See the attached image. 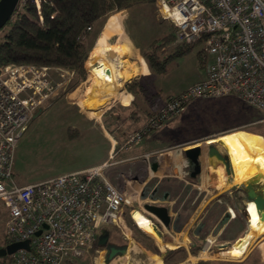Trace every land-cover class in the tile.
Wrapping results in <instances>:
<instances>
[{
  "label": "built area",
  "instance_id": "obj_1",
  "mask_svg": "<svg viewBox=\"0 0 264 264\" xmlns=\"http://www.w3.org/2000/svg\"><path fill=\"white\" fill-rule=\"evenodd\" d=\"M155 5L176 39L200 44L209 62L201 80L170 96L125 144L138 142L197 98L231 95L264 112V0H156ZM72 74L46 65L0 68V240L27 241L29 247L0 264H70L93 247L98 229L123 223L127 200L104 178L107 162L22 186L11 178L14 148L28 122L65 89ZM211 243L205 239L199 252Z\"/></svg>",
  "mask_w": 264,
  "mask_h": 264
},
{
  "label": "rangeland",
  "instance_id": "obj_2",
  "mask_svg": "<svg viewBox=\"0 0 264 264\" xmlns=\"http://www.w3.org/2000/svg\"><path fill=\"white\" fill-rule=\"evenodd\" d=\"M114 14L117 15V22L120 29L118 34L112 33L117 27L113 18L108 21L106 28L103 30L106 19L110 15ZM110 15L102 21L99 30L96 32L92 48L87 55L88 57L92 51L89 71L85 68V75L83 78L84 82L81 81L72 88L70 85L74 80L71 78V80L65 84V90L63 92H59L49 102L38 109L36 112L37 115L30 122H28L25 131L19 138L17 147L12 156L11 177L17 183L20 184L23 182L41 181L54 175L56 176L60 173L62 174L63 172L69 171L77 165L98 156L100 154V150L104 147V139L102 138L101 133H99V130L95 127H90L88 130H80L87 128V126H89L95 119L100 120L103 111L109 103H112V100L114 105L117 102L115 101L116 97L112 98L114 96L113 95L110 99L106 100L102 107L98 109L97 117L95 115L90 116V113L93 110L89 109L88 102H93L95 99L94 95L97 93L95 62L97 60H100L101 63L102 61H105L102 65H99L101 68L106 65L103 70L109 67L111 68L112 65L115 64L120 78L115 79L114 75L109 73L104 77V79L108 80L109 78H113L118 81L116 94H120L124 92V86L128 81L135 78L138 74L141 75V71L138 70L137 67V63L139 62L135 60V56L137 55L140 57L141 49L145 48L146 45L153 40V38H159L162 34L171 33L173 30L172 24L157 10L155 1L152 5H141L129 10L114 12ZM117 39L118 44L119 41L123 39L127 42L130 48L127 60L132 67L137 69L135 74L131 77H129L131 73L128 75L122 70V66L127 65V63L121 65V62L118 59L119 55L117 56L116 54L114 44L117 43ZM175 42L176 44L180 43L177 39ZM132 51L135 52L133 53ZM171 51L172 50L169 49V47H165L160 56L165 57ZM110 53H112L114 57H109L108 54ZM134 60L135 63H133ZM208 62L209 57H207L206 61L202 57L201 45H192L182 54L168 60L165 63L164 73L157 76V78L155 76L148 81L149 88L152 92H159L161 95L170 94V96H175L178 92H182L187 87L203 78L205 73V64ZM87 73L88 75L86 77ZM121 78L124 79L122 80ZM80 85L81 88H85L88 93L87 96L81 97V101L77 104H70L72 109L80 111H73L71 113L68 108L69 103L79 96ZM179 114L180 115L174 116L178 122L177 124H173L174 126L172 129L176 133L180 130L182 135L187 137L192 136V139L194 140L188 144H196L194 146L201 149V160L204 159V161H206V165L208 162L210 163L208 169L206 168L207 166L205 168L209 174L216 170L218 180L220 176L219 173H222L221 175L225 181L228 176L225 174L219 161L214 160L211 156H206L207 144L200 142V140L205 139V142L217 141L214 143L216 145V149L222 153L225 150L219 142L225 144L232 151L244 144L246 141H249L257 148H264V112L231 95L219 96L215 98L193 99ZM78 126H80L79 133L81 132L78 138L75 140H67L65 129H69L68 132H70V130H73V128ZM70 127L72 129H70ZM245 131L253 134L248 136ZM113 132L115 135L124 133V130L121 126H119L118 128L113 129ZM204 135L206 137L200 140L197 138V136ZM90 150H95L96 153L92 155L93 152ZM213 168L216 169L214 170ZM227 184L228 182L223 183L221 179L218 182V186L224 185L226 188L233 185L227 186ZM133 210L130 212L128 211L127 213H122L121 219L123 223L121 225L107 226L108 229L106 230V233L108 234V240H114L116 244H119L125 242V237L132 236L131 229L126 222V217L130 216ZM135 210L140 212L143 216L151 218L150 214L144 212L142 206H139V208ZM136 218L149 231H155L150 222L145 221L144 217L138 216ZM157 227L158 230L162 231L159 226ZM1 230L2 220L0 221V232ZM248 231H250V234L247 232L246 240L248 239L249 245L246 248V252L241 257L240 255L234 256L236 254L234 252L240 248L245 249L243 245L244 243H247L246 240L240 243L239 249H233L230 252H222L220 254L214 253L219 249H212L214 247L211 243L209 245L210 249L204 253V256H200L199 252L203 247L197 251L196 255H194L197 259L195 262L198 260H211L214 264H239V262L244 259V255L249 250L250 245L256 241L260 242L264 240V220H259L257 223H253L251 225V229L248 228ZM153 239L155 240V238ZM161 241L158 243H161ZM2 244L3 239L0 240V246ZM102 250L104 249L95 250L93 246L85 253V255H83V257L72 261L70 264H88L92 262V260L99 254L98 252ZM182 254L183 252L180 255ZM185 257V255L182 256V258L177 260L176 264H191L190 262L194 261H186L184 259ZM251 259L256 262L258 261V255L254 250L247 255L246 262L245 260L243 261L247 264V261ZM2 260V257H0V261Z\"/></svg>",
  "mask_w": 264,
  "mask_h": 264
},
{
  "label": "crops",
  "instance_id": "obj_3",
  "mask_svg": "<svg viewBox=\"0 0 264 264\" xmlns=\"http://www.w3.org/2000/svg\"><path fill=\"white\" fill-rule=\"evenodd\" d=\"M112 18L117 25L112 33L118 34L120 29L116 14L110 15L106 19L103 30L106 28L108 21ZM116 42L114 48L117 56L119 55L118 59L121 65L127 63V65L122 66V70L125 74L127 73L129 75L131 73L129 76L131 77L135 74L137 69L132 67L127 60L130 48L123 39L119 41V44L118 39ZM135 60L139 62L137 63V67L138 70L141 71V75L138 74L136 77L147 78L148 69L143 60L137 55L135 56ZM135 60L133 63H135ZM103 62L105 61H102V63ZM95 63L97 93L94 95V101L88 102L89 109L93 110L90 116L95 115L97 117L98 109L113 95L112 98L116 97L115 101L117 103L114 105L112 100V103H109L103 111L100 120L95 119L87 128L80 130H88L90 127H95L99 130V133H101L104 139V147L100 150V154L63 173L82 171L89 167L107 162L108 166L104 170L103 175L110 184L123 192L127 200V203L123 205V213L130 212L134 209L130 215L132 221L141 229L145 230L151 238H155L156 241H154L159 246L158 249L160 251H164V248L173 249L182 247L186 254L184 259L186 261L194 260L190 262L194 264L197 259L195 258L196 256L189 253V248L196 244H200L202 248L205 245L203 242H205L207 238L212 241V246L214 247L212 249L227 248L232 244H234L233 249H239L240 243L246 240L247 232L250 234V231H248L247 212L245 211V215L242 211L243 204L245 203L240 191L242 183L232 185L229 188H226L224 185L218 186L220 179L223 183H226L229 181V176L225 181L221 175L222 173H219L220 176L218 180L216 168H213L215 171L209 174L207 169L210 163L208 162L206 165V161H204V159L201 160L200 148L196 162L198 173L194 178L189 177L184 150L194 147L188 144L194 139H192V136L187 137L182 135L180 130H178L177 133L174 132L172 129L174 126L173 124H177L178 122L175 117L165 122L157 129L151 130L142 136L138 142L125 144L127 136L145 122L148 113L159 110L166 102V97L170 94L161 95L159 92H152L148 84L146 86V95L139 91L136 92L134 95V103L130 104L133 97L126 90L120 94H116L118 81L115 79H119L120 75L117 72L115 64H113L111 68L109 67L103 70L106 65L101 68V66H99L102 65L100 60H97ZM109 73L113 74L115 79L109 78L105 80L104 77ZM121 79L123 80L124 78ZM79 92V96L69 103L68 108L71 113L78 110L72 109L70 104H77L81 101V97L87 96L88 93L85 88H81V85ZM107 113L109 114L106 115ZM36 115L37 113L34 114V117ZM119 126L123 128L124 133L114 135L113 129ZM79 128L80 126L73 128V132L71 131L70 134H68L67 129H65L67 140L77 139L81 133H79ZM70 129L72 128L70 127ZM204 137L206 136H197L199 140ZM202 140H200V142H205V139ZM17 143L14 150L17 147ZM208 145L209 144L206 145V156L214 158V156L208 153ZM90 151L93 152L92 155L96 153L95 150ZM214 160L216 159L214 158ZM14 182L16 185L22 186L39 181L23 182L20 184L16 181ZM146 203L163 206L167 209V214L170 217L168 228H165L152 215L151 218L148 219L135 210L139 208V206L143 207ZM229 210H231L233 216L230 215ZM144 212L146 211L144 210ZM236 212L240 216L235 220L234 217ZM138 216L144 217L146 222L150 220L151 223L155 225L156 231L160 232V236L157 237L156 231H149L144 227L142 223L137 220L136 217ZM156 225L159 226L162 231L158 230ZM107 229V226H102L98 229L96 237L101 235L108 236L106 233ZM159 241H161V243H158ZM246 241L247 243L243 245L245 249L240 248L236 250L234 256L240 255L241 257L246 252V248L249 245L248 239ZM106 243L118 246V249L124 250L123 253H116L109 260H106L105 247H102L104 250L98 252L99 254L88 264H162L157 254L147 250L132 236L125 237L124 243L116 244L114 240L108 239ZM252 250L256 251L258 255L257 264H264V240L260 242L256 241L250 245L243 260H246L247 255L250 254ZM202 253L203 252H201L200 255ZM214 253L220 254L222 252L216 251ZM252 261V259L247 261V264H252Z\"/></svg>",
  "mask_w": 264,
  "mask_h": 264
},
{
  "label": "trees",
  "instance_id": "obj_4",
  "mask_svg": "<svg viewBox=\"0 0 264 264\" xmlns=\"http://www.w3.org/2000/svg\"><path fill=\"white\" fill-rule=\"evenodd\" d=\"M154 1L156 0H22L10 19L0 28V68L7 64H33L68 69L73 73L72 80L74 81L70 85L73 88L74 85L83 81L85 68L89 71L92 51L88 57L87 55L92 48L96 32L102 21L111 13L141 5H152ZM175 41L176 36L173 28L171 33L153 38L145 48L141 49L140 57L149 72L147 78H132L125 84V90L133 97L130 104L134 103L136 92L139 91L146 95L148 81L164 73L165 63L168 60L182 54L191 46L182 43L176 44ZM165 47H169L172 51L167 56L161 57ZM87 75L88 73L86 77ZM169 97L170 95L166 97V100ZM158 111L148 113L145 122L136 130H140L146 125ZM245 133L248 136L253 134L247 131ZM239 216L236 212L235 220ZM147 218L149 219V217ZM126 222L131 229L133 238L147 250L157 254L162 264H176L177 260L186 255L182 247L160 251L154 239L136 225L130 216L126 217ZM147 222L151 221L147 220ZM151 224L155 229V225ZM96 242L97 239L93 244L95 250L102 249L97 246ZM4 245L3 241L2 246ZM200 248L201 245L196 244L189 248V253L196 255ZM182 252L183 254L180 255ZM5 258L6 256L2 257L3 260ZM194 264L214 263L211 260H198ZM239 264L245 263L241 261ZM252 264H257V262L252 261Z\"/></svg>",
  "mask_w": 264,
  "mask_h": 264
},
{
  "label": "water",
  "instance_id": "obj_5",
  "mask_svg": "<svg viewBox=\"0 0 264 264\" xmlns=\"http://www.w3.org/2000/svg\"><path fill=\"white\" fill-rule=\"evenodd\" d=\"M19 0H0V28L10 19L11 15L17 8ZM109 57H114L112 53L108 54ZM209 155L214 156L216 161H219L223 166L224 172L227 176L230 175V167L226 152L220 153L214 146H207ZM199 155L198 147H191L184 150V157L187 161L188 176L194 178L198 173L196 165L197 158ZM259 176L255 174L245 179L240 187V191L243 195L245 203L252 201L255 209L258 213L259 220H264V182L258 183ZM245 203L243 204L242 211L245 214ZM143 209L153 217H155L165 228L169 227L170 217L167 214V209L163 206H157L154 204L146 203L143 205ZM246 215V214H245ZM150 218V217H149ZM157 236H160V232H156ZM107 236L101 235L97 238V246L105 247L106 255L105 259L109 260L116 253H123V249H117L114 245L106 243ZM18 249L28 250V242H11L0 247V257H4L12 254Z\"/></svg>",
  "mask_w": 264,
  "mask_h": 264
},
{
  "label": "bare ground",
  "instance_id": "obj_6",
  "mask_svg": "<svg viewBox=\"0 0 264 264\" xmlns=\"http://www.w3.org/2000/svg\"><path fill=\"white\" fill-rule=\"evenodd\" d=\"M215 142L217 141H207L204 143L209 144ZM219 144L225 150L229 161L230 179L227 186L232 184L237 185L255 174L259 176L258 183L264 182V148H257L249 141H246L232 151L222 142H219ZM245 211L247 212L248 228L251 229V225L259 221L258 213L252 201L246 203ZM233 248L234 244L227 248L217 250V252H230ZM204 255L203 252L200 256Z\"/></svg>",
  "mask_w": 264,
  "mask_h": 264
},
{
  "label": "flooded vegetation",
  "instance_id": "obj_7",
  "mask_svg": "<svg viewBox=\"0 0 264 264\" xmlns=\"http://www.w3.org/2000/svg\"><path fill=\"white\" fill-rule=\"evenodd\" d=\"M209 145H212V146H216L214 143H209ZM98 237H96V239H97ZM107 239H108V236H107ZM115 248H117L118 249V246H114Z\"/></svg>",
  "mask_w": 264,
  "mask_h": 264
}]
</instances>
